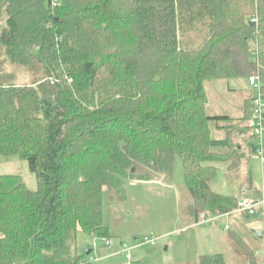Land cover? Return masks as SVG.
I'll use <instances>...</instances> for the list:
<instances>
[{
	"label": "trees",
	"instance_id": "obj_1",
	"mask_svg": "<svg viewBox=\"0 0 264 264\" xmlns=\"http://www.w3.org/2000/svg\"><path fill=\"white\" fill-rule=\"evenodd\" d=\"M8 64L34 80L13 84ZM251 75L264 83V0H0V157L37 181L0 175V264H80L78 231L110 238L105 190L176 160L195 217L233 215L237 200L210 184L216 163L232 172L255 154L251 98L237 119L208 115L205 84ZM250 240L226 241L258 264Z\"/></svg>",
	"mask_w": 264,
	"mask_h": 264
},
{
	"label": "rangeland",
	"instance_id": "obj_2",
	"mask_svg": "<svg viewBox=\"0 0 264 264\" xmlns=\"http://www.w3.org/2000/svg\"><path fill=\"white\" fill-rule=\"evenodd\" d=\"M4 71L13 76L11 80L15 85L34 80L32 74L21 67L8 64ZM205 90L207 114L228 115L233 119L243 115L244 101L254 95L245 78L208 82ZM237 125L238 122L233 123ZM220 132L221 137H230L229 130ZM247 155V160L232 172L227 171V163H216L217 173L210 187L214 193L234 197L238 204L245 200L261 204L264 167L257 155ZM147 171L144 168L136 171L137 175L148 177L144 181H125L118 189L105 190L103 225L108 228L110 238L105 241L96 234L78 231L75 251L83 257L80 264H192L215 253H221L228 264H246L226 243L229 231L247 241L262 233L257 243L264 246V206L257 207L255 216L234 212L231 216L216 218L207 213L211 221L204 224L203 214L195 217L192 212V199L179 160L174 162L170 173ZM16 174L29 188H37L36 178L26 161L18 157H0V175ZM151 238L156 239L155 245L144 244L145 239ZM87 251L91 253L86 255ZM262 253L258 264H264ZM127 255L130 261L126 260Z\"/></svg>",
	"mask_w": 264,
	"mask_h": 264
},
{
	"label": "built area",
	"instance_id": "obj_3",
	"mask_svg": "<svg viewBox=\"0 0 264 264\" xmlns=\"http://www.w3.org/2000/svg\"><path fill=\"white\" fill-rule=\"evenodd\" d=\"M247 85L253 89L254 95L250 99V113L248 118V127L250 135L254 140V151L264 167V83L258 75H251L246 78ZM264 200L261 204H251L245 200L238 204L237 213H242L248 216H255L257 214V207H263ZM204 224L211 220L202 217ZM156 239H145L144 244L155 245ZM130 257L127 256V259Z\"/></svg>",
	"mask_w": 264,
	"mask_h": 264
},
{
	"label": "crops",
	"instance_id": "obj_4",
	"mask_svg": "<svg viewBox=\"0 0 264 264\" xmlns=\"http://www.w3.org/2000/svg\"><path fill=\"white\" fill-rule=\"evenodd\" d=\"M231 132H232V131L229 130V133H231ZM220 134H221L220 131H213V136H214L215 138H217V139H223V137H221ZM236 140H237V138H236ZM249 186L252 187L251 183H250ZM216 218H218V217H216ZM262 237H263V235H262ZM226 243H227V241H226ZM256 244H258V243H256ZM258 245H259V244H258ZM260 246H261V245H260ZM215 254H217V253H215ZM212 255H214V254H212Z\"/></svg>",
	"mask_w": 264,
	"mask_h": 264
},
{
	"label": "water",
	"instance_id": "obj_5",
	"mask_svg": "<svg viewBox=\"0 0 264 264\" xmlns=\"http://www.w3.org/2000/svg\"><path fill=\"white\" fill-rule=\"evenodd\" d=\"M132 172H134V169H132ZM256 235H257V237H258L259 239H262V233H257ZM90 253H91V251H87V252H86V255H88V254H90Z\"/></svg>",
	"mask_w": 264,
	"mask_h": 264
}]
</instances>
